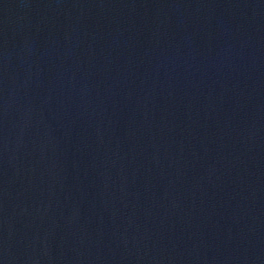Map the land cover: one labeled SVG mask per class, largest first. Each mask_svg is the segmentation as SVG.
Masks as SVG:
<instances>
[{
	"label": "water",
	"instance_id": "water-1",
	"mask_svg": "<svg viewBox=\"0 0 264 264\" xmlns=\"http://www.w3.org/2000/svg\"><path fill=\"white\" fill-rule=\"evenodd\" d=\"M0 264H264V0H0Z\"/></svg>",
	"mask_w": 264,
	"mask_h": 264
}]
</instances>
